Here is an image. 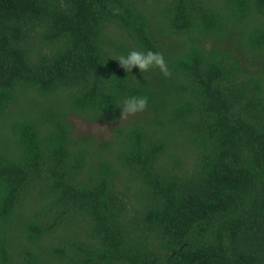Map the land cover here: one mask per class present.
<instances>
[{
  "label": "trees",
  "instance_id": "1",
  "mask_svg": "<svg viewBox=\"0 0 264 264\" xmlns=\"http://www.w3.org/2000/svg\"><path fill=\"white\" fill-rule=\"evenodd\" d=\"M0 264H264V0H0Z\"/></svg>",
  "mask_w": 264,
  "mask_h": 264
},
{
  "label": "clouds",
  "instance_id": "2",
  "mask_svg": "<svg viewBox=\"0 0 264 264\" xmlns=\"http://www.w3.org/2000/svg\"><path fill=\"white\" fill-rule=\"evenodd\" d=\"M116 60H118L119 65L127 72H131V68L136 66L140 72L156 67L164 75L169 74V69L165 63L163 55L152 50H129L127 54L120 55ZM146 104L147 97L142 95H130L123 98L119 106L126 112H135L144 108Z\"/></svg>",
  "mask_w": 264,
  "mask_h": 264
},
{
  "label": "rangeland",
  "instance_id": "3",
  "mask_svg": "<svg viewBox=\"0 0 264 264\" xmlns=\"http://www.w3.org/2000/svg\"><path fill=\"white\" fill-rule=\"evenodd\" d=\"M75 126V134H94L99 137H109L112 133L113 123L103 121L88 122L80 117L72 115Z\"/></svg>",
  "mask_w": 264,
  "mask_h": 264
},
{
  "label": "bare ground",
  "instance_id": "4",
  "mask_svg": "<svg viewBox=\"0 0 264 264\" xmlns=\"http://www.w3.org/2000/svg\"><path fill=\"white\" fill-rule=\"evenodd\" d=\"M72 120V119H71ZM75 128V127H74ZM75 130V129H74Z\"/></svg>",
  "mask_w": 264,
  "mask_h": 264
}]
</instances>
